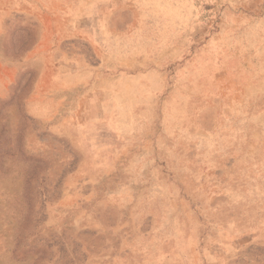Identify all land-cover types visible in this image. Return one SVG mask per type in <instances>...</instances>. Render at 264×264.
I'll return each mask as SVG.
<instances>
[{
  "label": "rangeland",
  "instance_id": "374dc122",
  "mask_svg": "<svg viewBox=\"0 0 264 264\" xmlns=\"http://www.w3.org/2000/svg\"><path fill=\"white\" fill-rule=\"evenodd\" d=\"M0 264H264V0H0Z\"/></svg>",
  "mask_w": 264,
  "mask_h": 264
}]
</instances>
